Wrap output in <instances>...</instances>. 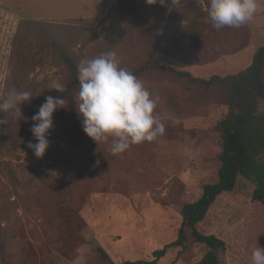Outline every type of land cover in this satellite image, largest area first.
<instances>
[{"label": "rangeland", "instance_id": "1", "mask_svg": "<svg viewBox=\"0 0 264 264\" xmlns=\"http://www.w3.org/2000/svg\"><path fill=\"white\" fill-rule=\"evenodd\" d=\"M125 2L0 0V100L11 89L33 96L21 117L0 112L8 120L0 125V264L25 256L28 264L152 261L154 251L178 239V205L195 203L218 181L217 126L228 115L229 94L220 85L207 91L176 71L210 79L247 70L251 49L237 63L225 57L250 43L252 50L264 47V0L250 22L219 30L208 19V0H180L170 19L169 0L163 6ZM55 44L77 66L109 51L129 71L148 66L140 79L158 97L155 113L165 134L118 155L110 151L111 139L94 142L83 131L79 88L73 89ZM159 53L167 57L160 63L176 71L153 65ZM54 79L64 85L62 93L51 88ZM47 96H62L66 108L54 113L50 147L37 158L28 148L37 142L31 117ZM250 134L264 163V123L256 122ZM254 188L240 177L197 226L227 243L225 264H251L252 250L264 247V200H252ZM187 235V246L170 249L158 264H198L206 248Z\"/></svg>", "mask_w": 264, "mask_h": 264}, {"label": "clouds", "instance_id": "2", "mask_svg": "<svg viewBox=\"0 0 264 264\" xmlns=\"http://www.w3.org/2000/svg\"><path fill=\"white\" fill-rule=\"evenodd\" d=\"M157 0H147L154 5ZM163 6L167 0H159ZM178 0H171L172 6ZM208 19L217 30L222 27L239 28L250 22L259 7L258 0H208ZM79 81L78 115L83 118V131L97 144L111 139L113 155L124 153L132 145L153 142L165 134V125L155 113L158 97L153 98L144 82L133 72L121 67L114 51L82 60L77 66ZM51 88L62 93L59 79ZM33 98L29 91L9 90L0 100V112L21 117L22 105ZM66 108L62 96H47L31 119V132L37 141L28 143L37 158H43L50 147L49 136L54 129V113ZM8 123L0 117V125ZM251 264H264V247L257 244L251 253Z\"/></svg>", "mask_w": 264, "mask_h": 264}, {"label": "trees", "instance_id": "3", "mask_svg": "<svg viewBox=\"0 0 264 264\" xmlns=\"http://www.w3.org/2000/svg\"><path fill=\"white\" fill-rule=\"evenodd\" d=\"M140 1L147 2V0ZM157 1L159 2V0ZM133 2L135 0H126L125 5ZM158 2L156 4H160ZM169 6L171 8L170 19L175 6H172L171 3ZM32 23L38 25L37 22ZM55 47L60 53L63 64L73 77V89H78L77 64L64 48L56 44ZM151 62L160 70L176 71L172 67L164 66L157 59H153ZM149 69L148 66L143 65L131 72L140 78ZM176 72L180 76L187 77L194 84H201L207 91L220 85L229 94L228 115L217 126L222 150L219 158L218 181L206 185L201 197L195 203L178 205L177 208L182 215V224L178 239L175 242L154 251L152 261L125 262L124 264H158L159 260L165 257L170 249H183L187 246L188 231L191 233L193 243L206 248V253L198 264H225L224 260L228 252L227 243L215 235L202 234L197 228L198 224L206 218L211 207L221 195L230 193L236 188L240 177H244L254 184L253 201L264 200V163L257 159L258 148L253 141V135L250 134V130L256 122L264 123V113L259 111L260 101L264 102V47L258 48L252 64L247 70L240 73L223 77L214 75L210 79H203L182 70ZM69 101L72 111L75 112L73 98L70 97ZM0 238H2L1 233ZM29 258L25 256L14 264H28ZM6 264L9 263L6 262Z\"/></svg>", "mask_w": 264, "mask_h": 264}, {"label": "crops", "instance_id": "4", "mask_svg": "<svg viewBox=\"0 0 264 264\" xmlns=\"http://www.w3.org/2000/svg\"><path fill=\"white\" fill-rule=\"evenodd\" d=\"M170 1V3H171V0H169ZM179 1L180 0H178V3L176 4V5H178L179 4ZM175 6V5H174ZM252 45H253V43H250V45L249 46H247V47H245L239 54H236V55H230V56H227V57H225V60H229V61H231V63H237L238 61H240L241 59H243V55H244V53H246V52H248L249 51V49H251V52H249L250 53V55L249 56H251L252 57V60H253V57H254V54L256 53V51L258 50V47L256 48V49H253L252 50ZM246 58H248V57H246ZM157 59L161 62V61H163L164 63L165 62H167V57H166V55H163V54H161V53H159L158 55H157ZM170 63V62H169ZM163 64V63H162ZM205 65H208V64H205ZM205 65H194V67H203V66H205ZM192 74V73H191ZM193 75V74H192ZM229 75V74H228ZM195 76V75H194ZM226 76V75H225ZM195 77H197V76H195ZM198 78H201V77H198Z\"/></svg>", "mask_w": 264, "mask_h": 264}]
</instances>
